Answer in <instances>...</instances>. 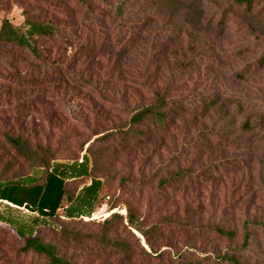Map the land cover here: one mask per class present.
Returning a JSON list of instances; mask_svg holds the SVG:
<instances>
[{
    "label": "rangeland",
    "instance_id": "obj_1",
    "mask_svg": "<svg viewBox=\"0 0 264 264\" xmlns=\"http://www.w3.org/2000/svg\"><path fill=\"white\" fill-rule=\"evenodd\" d=\"M159 1L0 0V22L8 15L20 24L27 9L61 28L40 39L42 62L12 48L0 57V176L31 171L5 145L4 130L50 145L61 157L88 155L91 177L103 182L99 207L90 217L54 219L41 231L79 264H113L96 237L110 213L126 216L127 207L146 228L160 226L152 243L159 252L183 254V264L218 254L264 264V0L253 13L227 10L223 32L217 24L234 0H199L201 25L188 21L191 0ZM165 88L168 135L157 134L144 147L121 135L96 140L125 127ZM248 118L252 131L244 127ZM149 125L143 124L147 132ZM90 183L79 178L68 189L77 195ZM1 228L0 264H48L36 255L16 256L15 237ZM108 234L133 241L122 224Z\"/></svg>",
    "mask_w": 264,
    "mask_h": 264
},
{
    "label": "trees",
    "instance_id": "obj_2",
    "mask_svg": "<svg viewBox=\"0 0 264 264\" xmlns=\"http://www.w3.org/2000/svg\"><path fill=\"white\" fill-rule=\"evenodd\" d=\"M177 1L180 0H160L159 4L172 5ZM198 1L191 0L185 7L188 21L191 24L201 25L204 12L197 7ZM256 4L257 0H234L229 3L222 12V18L217 24V29L221 32L225 30L224 18L227 10L244 7L246 13H253ZM22 14L24 19L20 24L13 23L8 15L2 16L0 57L6 53L7 48H12V50L26 51L37 62H42V52L39 48L40 39L54 38L61 31V28L50 21L32 18L27 9H23ZM13 55L18 56L19 53H14L9 58ZM167 91L166 89L163 93L156 92L149 105L134 111L125 127L120 125L113 131L97 137L96 140L110 139L112 136L121 135L136 147H144L155 135H168L169 121L167 117L171 98L168 97ZM214 105L215 103L210 102V106ZM209 109L210 107H208ZM146 122H150L149 132L143 129V124ZM141 125L142 128H138ZM254 125L253 120H249V118L244 123V127L249 131L255 129ZM1 137L12 153L23 163H26L31 171L29 174L14 177H7V170L2 172L3 174L0 176V230H2L1 226H4L15 237L14 242L18 244L15 249L16 256L32 254L42 257L48 264H79L76 258L60 253L55 244L45 241L41 231L43 228L51 226L54 219L90 217L99 207L98 200L103 182L91 177L88 155L84 154L81 161L74 159L70 154L61 157L58 155V151L53 150L50 145L44 146L38 142L33 144L22 133H14L10 130H4ZM1 162L2 158L0 157V164ZM83 177L90 178L91 183L85 185L77 195L72 194L68 189V183ZM114 208L115 206L111 207L110 210ZM126 210V216L118 212L110 213L101 224V234L96 237L107 262H113V264L115 262L116 264L184 263L183 254L159 252L152 243L151 233L158 232L159 225L153 224L146 228L144 219L137 216L131 207H127ZM60 211L63 212L59 213ZM115 224H122L133 241L118 239L109 235L108 233ZM213 230L219 235L231 238L235 236L234 230H226L219 226H213ZM133 231L144 237L149 251L140 244L139 237ZM72 238L81 248L85 246L78 233L73 232ZM1 245L2 242H0ZM247 245L248 234L245 233L242 248L247 247ZM190 264L239 263L236 256L218 254L191 258Z\"/></svg>",
    "mask_w": 264,
    "mask_h": 264
},
{
    "label": "crops",
    "instance_id": "obj_3",
    "mask_svg": "<svg viewBox=\"0 0 264 264\" xmlns=\"http://www.w3.org/2000/svg\"><path fill=\"white\" fill-rule=\"evenodd\" d=\"M0 24H1V22H0Z\"/></svg>",
    "mask_w": 264,
    "mask_h": 264
}]
</instances>
